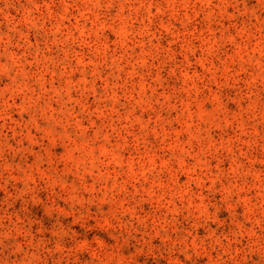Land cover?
<instances>
[{"label":"rangeland","instance_id":"obj_1","mask_svg":"<svg viewBox=\"0 0 264 264\" xmlns=\"http://www.w3.org/2000/svg\"><path fill=\"white\" fill-rule=\"evenodd\" d=\"M0 264H264V0H0Z\"/></svg>","mask_w":264,"mask_h":264}]
</instances>
